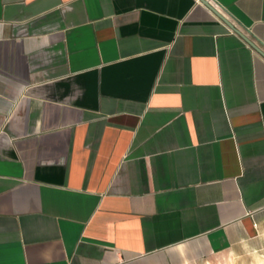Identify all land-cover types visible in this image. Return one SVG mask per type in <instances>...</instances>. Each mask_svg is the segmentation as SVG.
<instances>
[{
  "label": "crops",
  "instance_id": "obj_1",
  "mask_svg": "<svg viewBox=\"0 0 264 264\" xmlns=\"http://www.w3.org/2000/svg\"><path fill=\"white\" fill-rule=\"evenodd\" d=\"M0 264H264V57L198 0H0Z\"/></svg>",
  "mask_w": 264,
  "mask_h": 264
},
{
  "label": "water",
  "instance_id": "obj_2",
  "mask_svg": "<svg viewBox=\"0 0 264 264\" xmlns=\"http://www.w3.org/2000/svg\"><path fill=\"white\" fill-rule=\"evenodd\" d=\"M201 4L207 7L211 12H213L218 18H220L231 30L242 37L252 48L259 52L264 57V52L260 50L251 40H249L242 32L237 30L234 25L220 12L218 11L208 0H198Z\"/></svg>",
  "mask_w": 264,
  "mask_h": 264
}]
</instances>
